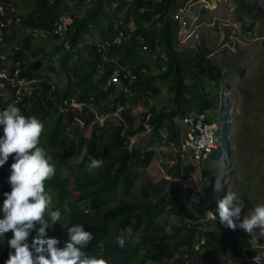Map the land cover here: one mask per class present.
I'll use <instances>...</instances> for the list:
<instances>
[{
	"label": "rangeland",
	"instance_id": "obj_1",
	"mask_svg": "<svg viewBox=\"0 0 264 264\" xmlns=\"http://www.w3.org/2000/svg\"><path fill=\"white\" fill-rule=\"evenodd\" d=\"M54 2L59 14L78 20L85 17L95 6V0H54ZM179 2L180 9L186 7L187 12L182 14L185 26L181 25L178 34L177 51L180 54L194 53L193 51H198L204 43L212 51L209 57L221 73L219 86L211 82L209 76L201 73H198L197 77L188 76L187 80L188 96L195 102L202 98L209 105L206 111L218 130L216 133L218 157L217 159L211 157L204 167L205 170L190 171L186 166L188 164L181 161L179 148L169 140L170 134L166 129L156 133L151 126L146 125L145 130H141L143 118L150 115L151 109L168 112L174 108L171 78L164 80L161 76L166 67L158 57L159 53L164 57L160 46L153 53H145L147 50L144 49L140 52L143 53L145 61L141 68L143 69L141 75L155 77L154 86L159 90V94L131 106L130 121L126 125L127 127L132 125L136 133L127 137L123 146L116 147L113 156L118 158L123 155L126 145L138 154H143V151L149 149L150 151L146 154L148 156L146 165L134 169L136 175L134 198L140 197L142 187L156 185L155 189L151 191V188H148V191H151L155 199L166 195L164 203L166 212L160 218V225L167 232L170 233L174 226L191 224L187 218L178 216L174 210L186 208L201 220L198 229L201 235L198 237L205 239L204 233L211 232V237L218 235L225 246L231 247L230 252L221 258L219 264H241L239 254L242 253L243 248L264 246V236H260L258 231L249 236L239 228L235 231L225 228L219 223L218 204L229 191L237 193L246 205L241 214V221L237 223L242 222L243 216L250 209L264 204V0H180ZM213 2H215L213 10L204 8L205 3ZM35 3H37L35 0L0 1L7 12L11 6L16 7L18 16H26ZM133 9L134 6L129 5L122 11H118L115 4L109 6L106 1L104 4L106 17L102 19L98 27H92L84 34L83 43L78 47L79 53L64 67L61 52L63 44L59 39L54 37L36 39L27 30L21 31L13 22L7 23L4 29V41H0V56L5 57L1 58V62L9 70L13 66L12 59L15 57L11 53L12 47L19 45L20 48H24L28 43L27 40H31V48L27 50V56L30 61L42 62L41 81L46 79L56 89L63 90L73 78V63L78 58L80 61L89 60L92 57L93 47L99 45H104L106 51L105 42L108 39L104 37L113 32L109 28L110 23L114 24V31H116L121 19L129 26L127 28L129 34L135 30L136 25L131 18ZM178 11L179 9L176 12ZM7 20H13V17L9 16ZM214 20H216V26H209ZM103 57L105 61L108 59L106 54ZM138 67V64H134L124 69L136 74L135 69ZM100 75L101 71L94 76V79L98 81ZM38 85L37 80L32 87L36 88ZM110 88H113L115 93H126L127 100L132 101L134 95L125 83L114 85L108 81L105 90ZM77 95L78 90L73 88L70 96ZM40 96L44 95L40 94ZM115 97L112 95L109 100L112 101ZM10 101H12V90L6 86L0 87V107H6ZM89 106L93 111L89 115L78 116L82 120L81 123L76 121L77 115H74L75 125L72 126L70 139L75 143V148L73 152L68 149V152L72 153L69 155L68 163L62 155L58 160L63 164V176L69 174L71 168L77 169V165L84 161L87 143L94 132L99 141L108 142L114 138V128L125 120L122 114L125 108L122 106L112 114L109 113L112 106L106 107L105 100L100 102L90 100ZM199 110L200 108H194L189 112L197 113ZM52 113L55 119L47 120L44 124V133L56 121L57 113ZM86 121L89 122L88 126ZM221 123L226 128L225 139L222 135ZM176 125L179 127L181 140L186 130L178 119ZM2 136L3 130L0 132V137ZM79 137L84 139L82 148L80 144H77ZM223 140H225V146ZM43 142L44 137L41 139V143ZM48 155L55 166L58 165L52 155L50 153ZM177 163L180 164L179 172L175 169ZM88 164L89 162H86V165ZM207 170L214 174L211 187L204 176V171ZM70 191V200H75L78 192L73 187ZM50 194L53 197V208L58 203L57 194L52 191ZM121 198H124V195L115 196V202ZM134 198L130 199L134 200ZM86 205L87 203L82 206ZM208 212H214L218 219L213 220ZM68 218L69 213L65 209L60 223L58 222L52 230H59L66 226ZM7 237L6 234L0 235V243L3 244ZM121 237L134 246L141 241V234L134 233L130 229L125 230ZM233 241L242 242L240 249L235 247ZM200 245L201 240L195 247L199 248ZM167 253L170 251L167 250ZM189 254L187 249H182L163 264H177V261L182 258L185 261L189 258ZM190 263L189 258L186 264Z\"/></svg>",
	"mask_w": 264,
	"mask_h": 264
},
{
	"label": "trees",
	"instance_id": "obj_2",
	"mask_svg": "<svg viewBox=\"0 0 264 264\" xmlns=\"http://www.w3.org/2000/svg\"><path fill=\"white\" fill-rule=\"evenodd\" d=\"M35 1L37 3L32 5L29 13L22 16L21 31L51 28L62 15L57 12L54 0ZM106 1L109 6L115 4L118 11H122L129 5L134 6L131 18L136 28L132 33L129 34L128 32L129 39L122 41L120 45H115L114 42L119 35V30H122L123 27L119 26L114 31V24L110 23L109 28L113 32L104 37L108 39L105 42L106 51L104 49L100 53L97 51L98 47H93L92 57L89 60L80 61L78 58L73 63V78L70 79L65 89H56L46 79L41 81L43 78L40 75L43 69L42 62L30 61L27 56V50L31 48V40H27L28 43L24 48H20L12 59L13 63H20V79L38 80L39 83L38 87L33 89L32 95L23 97L16 106L25 116L34 115L43 124L50 118L55 119L52 112L57 113L56 121L43 135L44 142L41 143V146L58 162V165L55 166L54 178L47 182L49 193L50 191L56 193L58 199L57 206L52 209L58 208L62 215L67 209L69 218L66 226L59 230L48 229L46 238L58 239L61 242L59 247L62 248L68 238V228L82 224L85 230L90 231L94 236L86 251L89 254L97 253V245L102 241L106 248L105 258L109 260L110 264H163L171 260L176 252L182 249H187L190 253V264H219L221 258L230 252L231 247L225 246L218 235L211 237L212 233L209 232L204 233L205 244L200 245V249L196 251V243L201 239V236L198 237L201 235L198 230L201 225L199 217L186 208L174 209L178 216L187 218L191 224L174 226L169 233L160 225V218L166 212L164 205L166 195L155 199L152 197L151 191L156 188V185H150L149 187H142L140 197L134 198L136 187L134 169L146 165L148 159L146 154L150 150L146 149L143 154H138L126 147L123 155L118 158L113 156L115 148L123 146L127 137L136 133L132 125L130 127L126 125L130 121L131 106L140 103L143 99H149L151 96L159 94V90L154 86L155 77L141 75L143 70L141 68L145 62L143 53H140L143 47L147 48L145 53L156 52V48L159 46L163 49L164 57L161 53L158 57L164 62L166 70L161 76L164 80L171 78L174 108L168 112L151 109L150 115L148 114L143 118L141 130H145L146 125L151 126L156 133L166 129L170 134L169 140L175 143L176 147H179L181 143L176 120L192 113L189 110L194 108H200L199 112L209 108L208 103L204 102L202 98L195 102L188 96V76L197 77L198 73H201L209 76L211 82L217 86L221 83V73L209 57L212 51L204 43L201 44L198 51H193L194 53L180 54L177 51L176 46L179 42L178 34L181 24L174 20L171 14L180 9V0H95L94 8L85 17L79 20L74 19V24L70 28L67 38L62 41L63 67L79 53L78 47L83 43L84 34L89 32L92 27H98L102 19L106 17L104 13ZM1 20L2 18H0V22ZM104 54L108 56V59H113L116 62H110L108 59L105 61ZM134 64L139 65L135 69V73L139 74L138 80L132 84L125 82L134 95L132 101L127 100L124 92L115 93L113 88L105 90L109 78L118 66L127 68ZM2 67L4 66L0 58V69ZM14 71L15 69H12L11 76H13ZM100 71V79L96 81L94 76ZM7 87L12 90L9 85ZM53 87H55L54 90ZM73 88L78 90L76 97L70 96ZM40 94L44 96H40ZM112 95L116 97L111 101L109 97ZM72 98L83 103H89L91 99L99 102L105 100L106 107L112 106L109 110L110 114L115 113L122 106L125 108L122 114L126 122L123 120L122 124L114 128V138L108 142L99 141L94 132L87 143L84 161L77 165V169L71 168L70 173L63 176V164L58 160L62 155L68 163L69 155L72 154L68 152V149L73 152L75 148V143L70 139L72 126L75 125V114L72 112L61 113L59 105L66 99ZM15 100L16 95L13 89L12 101L4 108L0 107V111L13 104ZM86 125L88 126L89 122L86 121ZM2 130L3 127L0 126V132ZM77 144H80V148H82L84 139L79 137ZM223 145L225 146V140H223ZM217 150L212 155V159H217ZM90 157L102 159L104 161L103 167L95 169L91 173L88 172L86 162H89ZM14 162V158L10 156L8 162L0 168V208L6 199L4 193L11 192L8 178L11 174V165ZM179 165L178 163L175 165L177 172L180 171ZM188 169L196 171V168L192 166H189ZM204 176L208 179L211 187V182L214 179L213 172L204 171ZM71 187L78 192L75 200H70ZM148 188H151V191H148ZM118 195H124V198L115 202V196ZM130 198H134V200ZM85 203L87 205L83 207L82 205ZM127 229L141 234V241L134 246L125 239V246L121 248L116 244V239L121 237V234ZM6 235L8 236L7 240L3 244L0 243V264L7 261L10 251H14L10 249L8 244V241L13 238V234L9 232ZM34 238H41L38 231L31 233L28 243L31 244ZM233 244L240 249L242 242L233 241ZM167 250L170 253H167ZM251 253L260 256L264 262V249L256 248ZM189 258L185 261L183 258L179 259L177 264H186ZM241 264L255 263L242 262Z\"/></svg>",
	"mask_w": 264,
	"mask_h": 264
},
{
	"label": "clouds",
	"instance_id": "obj_3",
	"mask_svg": "<svg viewBox=\"0 0 264 264\" xmlns=\"http://www.w3.org/2000/svg\"><path fill=\"white\" fill-rule=\"evenodd\" d=\"M11 53L14 55L12 50ZM14 103L0 111V126L3 127L0 168L10 156H14L15 160L8 178L11 192L4 193L6 199L0 208V235L13 234L8 244L14 251L9 252L6 264H110L105 258L106 248L102 241L97 245V253L89 254L86 251L94 236L82 224L68 228V238L62 248L58 239L46 238L48 229H54L62 219L61 211L52 209L53 197L47 189V182L54 178L56 167L41 146L44 124L34 115L25 116ZM103 165L102 159L90 157L87 171L91 173ZM245 207L244 200L237 193L229 191L218 204L219 223L233 231L239 228L249 236L257 231L264 236V204L250 209L242 222L237 223L241 221ZM208 213L216 219L214 212ZM33 231H38L41 238H34L29 244ZM116 244L123 248L125 239L117 237ZM258 258L256 256L255 260Z\"/></svg>",
	"mask_w": 264,
	"mask_h": 264
},
{
	"label": "built area",
	"instance_id": "obj_4",
	"mask_svg": "<svg viewBox=\"0 0 264 264\" xmlns=\"http://www.w3.org/2000/svg\"><path fill=\"white\" fill-rule=\"evenodd\" d=\"M205 4L206 5L204 8L207 10H213V8H215V2L212 4ZM186 12V7L184 9L181 8L178 12L172 13L171 16L174 20L179 21L181 25L183 24V26H185V22L182 19V14ZM9 16H12L13 20L8 21L7 18ZM0 18H2L0 22V37L2 39H0V41L4 40V29L6 28L7 23L13 22L16 27L21 28L23 18L22 16H18L17 8L14 6H11L9 12H7L0 4ZM73 24V17L61 15L51 28L36 30L27 29V31L36 39L54 37L62 42L65 38H67V35ZM216 24V20H214L209 26L215 27ZM119 26H121V28L123 27V29L119 30V35L114 42L115 45H120L122 41L128 39L129 37L127 31L129 26L121 19L119 21L118 27ZM13 48L14 49H12V52L15 55L20 49V46L15 45ZM104 49V45H99L97 51L101 53ZM143 49L147 50L146 47H143ZM1 58L5 57L1 56ZM108 61L115 62L113 59H108ZM19 67L20 63H13V66H11L9 70L5 67L0 69V87H7L9 85L12 90H15L16 104L20 102L23 97L31 96L34 89L32 85L36 84V81L20 79ZM11 69H15L13 76H11ZM136 80H138L137 74H134L131 71H126L123 67L118 66L108 81L115 85L117 83H125L126 81L132 84ZM54 89L55 87H53V90ZM59 111L61 113L72 112L76 114V121L81 123L82 120L78 118V116L89 115L93 109L89 106V103L79 102L75 98H72L66 99L61 105H59ZM179 122L186 130L185 136L181 139L180 146L178 147L180 159L183 163L185 162L188 164L186 165L187 167L192 166L195 167L197 171H203L215 150L218 149L216 141V133L218 130L216 125L210 120L209 113L207 111L190 113L184 118L180 119ZM210 215L213 220L218 219L217 216L215 219L212 214ZM200 240L201 245L205 244V239L201 238ZM256 248L264 249V246L257 245L256 247L250 249L243 248L242 253L239 255L240 262H254L255 264H264L260 256L253 255V253H251V251ZM199 249L200 246L199 248L195 247L196 251ZM256 256L259 257L257 260H255Z\"/></svg>",
	"mask_w": 264,
	"mask_h": 264
},
{
	"label": "flooded vegetation",
	"instance_id": "obj_5",
	"mask_svg": "<svg viewBox=\"0 0 264 264\" xmlns=\"http://www.w3.org/2000/svg\"><path fill=\"white\" fill-rule=\"evenodd\" d=\"M221 125H222V130H223V136H224V139L226 138L225 137V135H226V128H225V125H223L222 123H221Z\"/></svg>",
	"mask_w": 264,
	"mask_h": 264
},
{
	"label": "crops",
	"instance_id": "obj_6",
	"mask_svg": "<svg viewBox=\"0 0 264 264\" xmlns=\"http://www.w3.org/2000/svg\"><path fill=\"white\" fill-rule=\"evenodd\" d=\"M210 14H212V13H210ZM210 14H208V15H210Z\"/></svg>",
	"mask_w": 264,
	"mask_h": 264
}]
</instances>
